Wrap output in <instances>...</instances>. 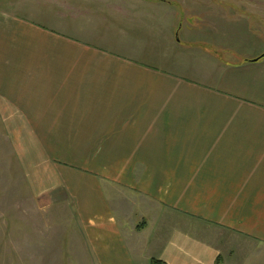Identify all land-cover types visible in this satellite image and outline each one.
Listing matches in <instances>:
<instances>
[{
	"label": "crops",
	"instance_id": "0c3cea01",
	"mask_svg": "<svg viewBox=\"0 0 264 264\" xmlns=\"http://www.w3.org/2000/svg\"><path fill=\"white\" fill-rule=\"evenodd\" d=\"M89 46L53 45L72 58L45 63L34 82L10 81L9 109L41 154L84 169L60 165L58 178L84 209L107 212L101 257L264 264V55L204 86ZM86 51L92 58L77 59ZM28 83L40 88L25 93ZM132 203L148 220L144 236L121 229Z\"/></svg>",
	"mask_w": 264,
	"mask_h": 264
},
{
	"label": "rangeland",
	"instance_id": "374dc122",
	"mask_svg": "<svg viewBox=\"0 0 264 264\" xmlns=\"http://www.w3.org/2000/svg\"><path fill=\"white\" fill-rule=\"evenodd\" d=\"M58 43L216 86L230 65L264 55V0H0V264H110L101 257L106 211L84 209L58 178L59 168L82 166L55 165L9 109L10 81L34 82L45 63L72 58L52 49ZM132 204L121 229L144 236L148 220Z\"/></svg>",
	"mask_w": 264,
	"mask_h": 264
},
{
	"label": "trees",
	"instance_id": "16d2710c",
	"mask_svg": "<svg viewBox=\"0 0 264 264\" xmlns=\"http://www.w3.org/2000/svg\"><path fill=\"white\" fill-rule=\"evenodd\" d=\"M260 59V58H258ZM152 264H167L165 261L159 260V259H152ZM217 264H222L219 260L217 262Z\"/></svg>",
	"mask_w": 264,
	"mask_h": 264
}]
</instances>
